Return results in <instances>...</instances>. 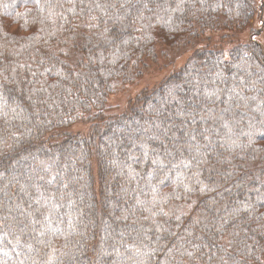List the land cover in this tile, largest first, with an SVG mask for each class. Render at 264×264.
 Wrapping results in <instances>:
<instances>
[{"label": "trees", "instance_id": "16d2710c", "mask_svg": "<svg viewBox=\"0 0 264 264\" xmlns=\"http://www.w3.org/2000/svg\"><path fill=\"white\" fill-rule=\"evenodd\" d=\"M0 264H264V0H0Z\"/></svg>", "mask_w": 264, "mask_h": 264}, {"label": "rangeland", "instance_id": "374dc122", "mask_svg": "<svg viewBox=\"0 0 264 264\" xmlns=\"http://www.w3.org/2000/svg\"><path fill=\"white\" fill-rule=\"evenodd\" d=\"M254 22L255 21L253 20L252 21L253 25L255 24ZM258 26L259 25L255 26V30L258 32L259 35H255L254 39L259 40V41L262 42V37H261L262 33H261V31L263 30V27L262 26L258 27ZM191 49L192 48H189V49H186V50H182V47L179 46L175 50L168 51V55H170V56L167 59L175 60V63L172 64V68L173 69L178 68V66L182 65L185 62V60H186L187 56L189 55ZM69 54L72 56L73 59H75L77 57V54L74 51H71ZM121 110H122V107L121 108H111V109H109V111H107V115L118 113ZM85 120L86 119L84 118L83 120L77 121L74 124H72V125H70V126H68L66 128H68V130L72 131V132H81V133L85 132V131H87V129H88L89 125H90V123H88ZM94 171L96 173L95 169H94Z\"/></svg>", "mask_w": 264, "mask_h": 264}]
</instances>
